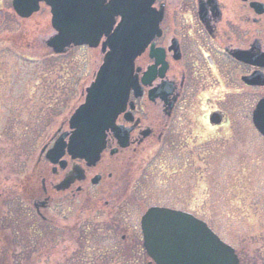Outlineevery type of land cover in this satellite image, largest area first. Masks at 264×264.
I'll use <instances>...</instances> for the list:
<instances>
[{
    "label": "rangeland",
    "instance_id": "obj_1",
    "mask_svg": "<svg viewBox=\"0 0 264 264\" xmlns=\"http://www.w3.org/2000/svg\"><path fill=\"white\" fill-rule=\"evenodd\" d=\"M52 30L45 4L23 18L12 0H0V264H154L140 229L152 205L192 212L243 264H264V137L251 122L237 124L241 118L233 128L198 129L189 147L142 149L118 202L102 200V218L82 207L67 217L66 206L54 204L57 230L43 224L36 235L24 223L21 210L31 205L22 196L35 184L29 177L41 167L43 145L84 102L81 92L102 63L98 48L53 52L46 43ZM101 225L99 235L79 237L82 228Z\"/></svg>",
    "mask_w": 264,
    "mask_h": 264
},
{
    "label": "flooded vegetation",
    "instance_id": "obj_2",
    "mask_svg": "<svg viewBox=\"0 0 264 264\" xmlns=\"http://www.w3.org/2000/svg\"><path fill=\"white\" fill-rule=\"evenodd\" d=\"M114 32L116 50L127 52L132 69L125 103L118 101L123 110L106 130L98 158L69 152V137L76 130L70 117L43 145L36 169L41 167L29 177L34 187L22 196L31 207L24 205L21 217L36 235L42 234L43 224L51 231L60 228L49 213L54 204L61 211L66 206L67 217L82 207L93 220L102 218V200L105 205L118 202L115 198L129 182V176L124 179L128 167L142 149L189 147L196 144L190 140L198 138V129L233 128L234 118H241L237 124L242 126L253 124L255 107L264 98V0H102L97 47L102 63ZM56 33L53 28L49 38ZM76 47L90 49L70 46L66 52ZM91 83L81 92L84 100ZM182 128L188 129L179 132ZM50 148L51 161L45 157ZM43 161L49 167H42ZM95 227L82 228L79 237L102 233V225Z\"/></svg>",
    "mask_w": 264,
    "mask_h": 264
},
{
    "label": "water",
    "instance_id": "obj_3",
    "mask_svg": "<svg viewBox=\"0 0 264 264\" xmlns=\"http://www.w3.org/2000/svg\"><path fill=\"white\" fill-rule=\"evenodd\" d=\"M43 2L50 7L51 24L57 34L47 41L55 53L70 46L97 47L102 37V0H13L20 17H30ZM112 19L108 21L109 24ZM127 23V20H125ZM106 54L95 80L86 89L85 102L70 118L76 128L69 137L68 149L74 157L98 158L105 146V132L114 126L127 98L132 69L117 52L115 32L109 38ZM253 122L264 135V98L253 113ZM62 135L60 141H63ZM66 144L62 142L60 152ZM53 149L46 154L52 159ZM144 248L155 264H241L234 249L225 243L203 220L193 214L165 207H151L141 219Z\"/></svg>",
    "mask_w": 264,
    "mask_h": 264
}]
</instances>
